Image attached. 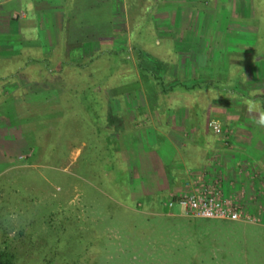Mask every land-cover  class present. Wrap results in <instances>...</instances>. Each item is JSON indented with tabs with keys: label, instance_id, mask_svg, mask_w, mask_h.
Here are the masks:
<instances>
[{
	"label": "rangeland",
	"instance_id": "374dc122",
	"mask_svg": "<svg viewBox=\"0 0 264 264\" xmlns=\"http://www.w3.org/2000/svg\"><path fill=\"white\" fill-rule=\"evenodd\" d=\"M153 1L58 0L64 19L55 31L40 13L47 5L18 12L15 1L0 2L4 22L27 17L17 41L0 55V249L14 253V264H264L263 225L189 218L162 207L185 189L190 172L225 165L246 197H255L251 211L260 213L264 126L257 104L220 89L173 91L159 105L153 83L129 55L130 63L113 62L107 50L130 44L144 5ZM154 6L148 32L161 48L155 46L149 68L178 79H226L228 64L245 56L246 78L236 87L264 93V51L253 55L259 27L264 30V0ZM53 17L60 25L61 12ZM32 22L31 41L25 24ZM94 56L75 73L65 65L54 75L37 61L54 69L61 59L84 64ZM109 75L103 90L122 119L102 127L118 154L122 184L108 169L111 148L75 103L89 82ZM53 77H62L59 95L48 92Z\"/></svg>",
	"mask_w": 264,
	"mask_h": 264
},
{
	"label": "trees",
	"instance_id": "16d2710c",
	"mask_svg": "<svg viewBox=\"0 0 264 264\" xmlns=\"http://www.w3.org/2000/svg\"><path fill=\"white\" fill-rule=\"evenodd\" d=\"M160 1V0H157ZM154 0L150 4H146L145 11L143 15L140 17L139 21L136 22L135 27L132 29L130 34V44L128 46L122 47V48H109L107 52L112 55V57L115 59L114 63H120L121 61L124 63H130V59L134 61L135 65L137 66L138 73L141 77H143L144 80L150 81L153 83V87H155V92H157V95H159V105H162L164 103L169 95L170 92H194L196 90L200 89H214L218 90L220 89L223 93L227 92L231 95H234L236 97L241 98L244 101H248L249 103H255L258 105L257 109H253L259 112V119L262 114H264V93L258 94L257 91L253 93H249L248 91L240 90L236 87L237 83L239 81H243L246 76H244L243 71L248 66L247 58L245 61V56L241 58L240 64L230 63L228 64V69L230 70V73L227 75L226 79L216 78V79H199V78H185V79H178L174 77L173 75H170L166 72L161 71H154L146 64L151 59H155V56L151 55L153 53V50L155 46L157 48H161L159 44H155L154 39L155 36L152 34H149V26L151 25L152 18H153V10H154V4L157 2ZM258 38L259 43L258 51L257 49L254 51L253 55H257L261 51H264V30L263 27H259L258 30ZM158 45V46H157ZM164 48H167L166 45H164ZM99 54V53H98ZM130 56L127 58L126 56ZM96 57H91L89 60H87L84 64L79 62H73V61H67L64 59H61L59 61V64L54 66V69L51 68L49 61L45 59H38V62H44L46 63V67L49 71L54 75L56 73L55 69L58 72H63L65 69V65L71 66L72 72L75 73L76 70L84 68L88 63H90L93 59ZM35 57L30 58L28 62H34ZM243 61L245 63L243 64ZM56 67V68H55ZM67 67V68H68ZM211 67V66H210ZM212 68V67H211ZM115 67H111V74L113 73ZM219 69V68H218ZM235 69V70H233ZM79 74V72L77 73ZM43 76L46 78V75L43 74ZM42 76V77H43ZM51 75H48V77ZM109 76H102L99 77L96 81L93 83H88L85 88L79 91L78 94H76V101L75 103L78 104V106L83 107L85 114L90 122L93 124H96V132L98 135L102 136L103 139V145L105 147L109 148V156H111L109 159L110 164L108 169H110V174H112L113 179L117 178V183H121L120 181V170L115 168V166L118 164L116 150L114 149V144L112 143V139L110 138L109 134L107 133V129L109 125H117L121 123V115L118 114L116 110V104L114 102V98L110 97L107 94V90H103V86L106 81L109 80ZM58 77H53L51 82H53L52 87L49 89L48 92H54L55 94L59 95L61 89L58 87L60 83H63ZM56 81V82H55ZM59 89V90H57ZM30 92H28V95ZM51 94V93H50ZM49 94V96H50ZM47 99V97H46ZM59 99L60 104L63 100L61 98H57V101ZM72 99L68 101L69 104H71ZM30 102V100H29ZM65 103V101H63ZM29 111V110H28ZM37 112V111H36ZM254 111H252L253 113ZM39 113V109H38ZM258 119V120H259ZM104 127H107L105 130ZM110 128V127H109ZM197 137L201 139L203 137V128L198 124L197 125ZM34 132L36 130L33 129ZM205 138V137H204ZM35 140V137H34ZM113 144V145H112ZM114 168V169H112ZM122 173V172H121ZM188 179V176H187ZM253 206V203L250 204V207ZM14 253L10 250H7L6 248L0 249V264H14Z\"/></svg>",
	"mask_w": 264,
	"mask_h": 264
},
{
	"label": "built area",
	"instance_id": "2783aa9c",
	"mask_svg": "<svg viewBox=\"0 0 264 264\" xmlns=\"http://www.w3.org/2000/svg\"><path fill=\"white\" fill-rule=\"evenodd\" d=\"M252 198L254 202L255 197ZM252 198L246 197L244 187L235 180L227 182L220 170H201L190 172L185 189L168 196L162 207L167 214L176 212L189 218L243 221L264 226V203L259 204L261 212L254 213L250 209Z\"/></svg>",
	"mask_w": 264,
	"mask_h": 264
},
{
	"label": "crops",
	"instance_id": "0c3cea01",
	"mask_svg": "<svg viewBox=\"0 0 264 264\" xmlns=\"http://www.w3.org/2000/svg\"><path fill=\"white\" fill-rule=\"evenodd\" d=\"M3 1H5V0H0V2H3ZM13 1H15V3L17 4V6L15 7V10H17L18 12L23 11V8L28 9V7H29V5H31V3H32V6L33 5H40V7H37V6L35 7L38 10L39 9L44 10V5H47L48 9L40 12V13L44 14V20H45L46 24L50 25V27H52V29L54 31H55V28H58V29L62 28V26H63L62 23H63V19H64V17H63L64 5H65V4H62L63 1L61 4L58 3V0H47V1L45 0L44 1L45 3L44 2L41 3L40 1H39V3H37L36 0H12V2ZM22 3H23V6H22ZM49 3L52 5H49ZM2 11L3 10H1V8H0V13H1V16H0V55L1 54L4 55L8 51V49H6L5 47H7L9 44H14L13 41H17L16 38L17 37L19 38V36L21 34V29H22V27L24 28L22 22H23V20L24 21L27 20L26 19L27 17L24 15L25 17L24 16L20 17V20H14V24H10V20L7 19L6 20L7 25H5V23H6V22H4L5 15L2 14ZM59 12H61V17H60L61 23H60V25H57L55 23V18L53 17V15L55 16V14H57ZM20 15H22V14H20ZM58 19H59V17L57 16L56 20H58ZM32 24L33 25H30V26L27 23L25 24V29L26 28H27V30L30 29V31H27V32H29V34H26V35H27V37L30 36L31 41H32L33 36L37 35L36 33H33V31H31V27H33L35 23L32 22ZM6 29H7V31H6ZM12 37H15V39H12ZM224 167H225V165H223V167L221 168V172H222L223 176L225 177V180L227 182L230 180H234L235 177L232 178L231 177L232 175H229V173L224 170ZM241 172H242V169L239 168L238 173L240 174ZM226 174H228V175H226Z\"/></svg>",
	"mask_w": 264,
	"mask_h": 264
},
{
	"label": "clouds",
	"instance_id": "9594fccd",
	"mask_svg": "<svg viewBox=\"0 0 264 264\" xmlns=\"http://www.w3.org/2000/svg\"><path fill=\"white\" fill-rule=\"evenodd\" d=\"M258 124L264 126V114L261 115L260 119L258 120Z\"/></svg>",
	"mask_w": 264,
	"mask_h": 264
}]
</instances>
